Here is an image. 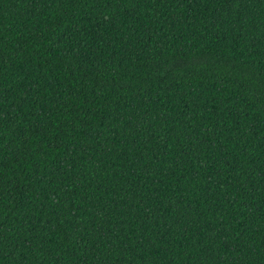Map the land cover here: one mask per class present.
Wrapping results in <instances>:
<instances>
[{"label": "trees", "instance_id": "16d2710c", "mask_svg": "<svg viewBox=\"0 0 264 264\" xmlns=\"http://www.w3.org/2000/svg\"><path fill=\"white\" fill-rule=\"evenodd\" d=\"M0 264H264V0H0Z\"/></svg>", "mask_w": 264, "mask_h": 264}]
</instances>
